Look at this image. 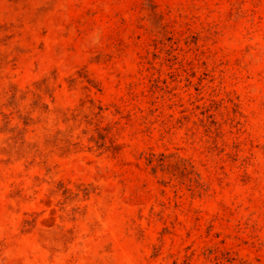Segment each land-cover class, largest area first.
<instances>
[{
  "label": "rangeland",
  "instance_id": "rangeland-1",
  "mask_svg": "<svg viewBox=\"0 0 264 264\" xmlns=\"http://www.w3.org/2000/svg\"><path fill=\"white\" fill-rule=\"evenodd\" d=\"M0 264H264V0H0Z\"/></svg>",
  "mask_w": 264,
  "mask_h": 264
}]
</instances>
